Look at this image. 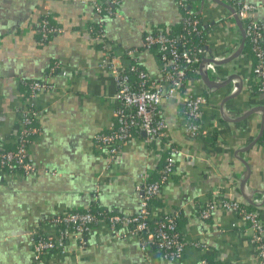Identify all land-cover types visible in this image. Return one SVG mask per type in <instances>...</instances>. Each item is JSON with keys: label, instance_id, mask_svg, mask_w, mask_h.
I'll return each mask as SVG.
<instances>
[{"label": "crops", "instance_id": "1", "mask_svg": "<svg viewBox=\"0 0 264 264\" xmlns=\"http://www.w3.org/2000/svg\"><path fill=\"white\" fill-rule=\"evenodd\" d=\"M95 1L107 4L110 0H0L3 145L14 144L19 112L27 104V83L43 80L55 64L60 67L48 78L52 88L35 101L41 133L29 152L39 173L0 176V264H172L154 251L144 252L137 239L110 242L105 224L87 236L82 250L71 239L70 254L49 253L37 262L31 248L35 234H57L50 222L56 215L91 207L124 216L136 214L141 199L135 186L143 174L156 178L167 143L178 151L176 167L162 188L154 215L181 213L179 228L188 244L182 260L175 264H199L205 256L214 264H260L254 232L237 214L217 209L209 220L199 216L201 206L212 200L246 201L241 194L245 170L249 171V185L264 192V120L253 112L260 100L249 89L254 68V58L246 55L249 50L217 63V75L195 77L187 86L208 99L206 136L198 141L186 137L177 123L180 105L165 100L166 141L149 143L144 134L136 136L123 147L117 162H111L96 136L115 126L117 87L111 73L100 67L103 44L91 32L98 18ZM118 1L115 15L104 18V35L112 46L114 63L136 61L150 78L159 80L162 65L158 53L143 50L141 40L158 31L179 33L183 11L176 0ZM233 1L255 5L253 17L264 29V0H189L215 56L228 55L243 43L241 26L230 15L228 4ZM46 16L64 32L42 43L37 30ZM132 50H137L134 58L128 56ZM234 76L243 81L236 94H232ZM222 106L236 119H224ZM261 210L264 212V206ZM191 243L205 245L207 250Z\"/></svg>", "mask_w": 264, "mask_h": 264}, {"label": "built area", "instance_id": "2", "mask_svg": "<svg viewBox=\"0 0 264 264\" xmlns=\"http://www.w3.org/2000/svg\"><path fill=\"white\" fill-rule=\"evenodd\" d=\"M176 1L179 7L188 5L190 14L183 19L182 34L158 31L146 34L141 40L143 50L155 49L158 53L162 65L159 80L150 78L136 61L125 65L114 63L112 46L104 35V18L115 15V8L120 5V1L110 0L107 4L99 1L93 3L98 17L97 36L103 44L104 51L100 67L111 73L117 87L115 126L108 132L96 136L97 143L105 148L111 162H117L123 147L136 136L144 134L149 143L166 141L169 124L163 112L165 100H174L180 105L177 123L186 137L198 141L206 136L204 117L208 99L203 93L188 90L187 86L195 77H207L209 73L217 75V63L234 57L241 48L246 51L247 47H250L246 55L254 58L253 73L248 84L252 96L260 100L257 101L259 103L254 110L264 120V29L253 17L257 7L245 1H233L228 4L231 17H234L241 26L245 43H240L238 49L228 55L219 57L212 54L206 38L203 40L201 18L194 9L189 8V3H186L188 0ZM46 17L50 18V16ZM37 32L41 42L47 43L52 37L62 34L64 30L53 25L50 19L46 18L39 23ZM136 51H129L128 56L134 58ZM59 70V65L55 64L43 80L27 83L29 89L27 104L19 112L20 129L14 136L16 148L7 150L0 140V176L15 172L25 176L39 173L29 152L32 137H37L41 133L40 127L36 126L40 110L35 101L40 93L52 88L48 78L57 74ZM63 75H67L65 70ZM220 81L217 78L216 84L219 85ZM231 83L232 94H236L243 86L239 76H234ZM221 115L229 121L236 119V115L224 106L221 107ZM166 148L167 163L163 170L158 171L159 179L153 181L143 174L135 186L141 199L136 214L132 216L114 214L107 217L89 208L53 216L50 222L57 229V234L37 233L31 239L35 261L42 262L44 256L49 253L70 254L71 239L76 242L78 249L82 250L87 245V236L102 224H105L109 230L110 242L137 239L144 252L154 251L162 260L172 264L181 261L188 242L177 228L180 212L175 211L159 217L154 215V201L160 197L162 188L170 181L175 169V156L178 153L169 143L166 144ZM52 175L57 174L53 172ZM248 181L249 171L245 170L242 176L241 194L246 201L224 198L212 200L201 206L199 216L202 220H209L217 209L237 214L243 225L253 230L255 254L260 264H264V212L261 210L264 206V192L253 189ZM153 224H155L154 228ZM191 244L207 250V247L200 243ZM199 264L209 263L202 259Z\"/></svg>", "mask_w": 264, "mask_h": 264}, {"label": "trees", "instance_id": "3", "mask_svg": "<svg viewBox=\"0 0 264 264\" xmlns=\"http://www.w3.org/2000/svg\"><path fill=\"white\" fill-rule=\"evenodd\" d=\"M186 3H189V0L186 2ZM180 9L183 11V15H184V18L185 17H187V16H189L190 14H189V10H188V5L186 6V7H180ZM50 19L49 17H43V19ZM50 22L52 23V21L50 20ZM53 24V23H52ZM54 25V24H53ZM91 32H93V34H98V27H97V25H93L92 27H91ZM182 32H183V21H182V24H181V30H180V32L179 33H172V34H175V35H181L182 34ZM204 38H205V31H204V29H203V40H204ZM249 48L250 47H247V49H246V51H248L249 50ZM152 51H156L155 49L154 50H152ZM28 91H29V89H28ZM27 95H28V92H27ZM36 126H38L39 127V125H38V123L36 124ZM19 129H20V126L18 125L17 127H16V131H19ZM36 137H32V142L34 141V139H35ZM3 147L5 148V149H7V150H13V149H15L16 148V144L14 143V144H5V145H3ZM167 156H168V154H167V151H166V153H165V159H164V161H163V163H162V165H161V167H160V171L161 170H163L164 168H165V165H166V158H167ZM175 167H176V163H175ZM16 173V172H15ZM17 173H20V172H17ZM21 174V173H20ZM159 174H157L156 175V178L155 179H151V180H153V181H155V180H158L159 179ZM157 203V200H155L154 201V204H156ZM92 211H95V212H97V213H102L103 214V216H111V215H114V214H118V213H114V212H109V211H106V210H103V209H98L97 207H91L90 208ZM80 211V210H79ZM180 218H181V213H180V216H179V218L177 219V228H178V230L180 231V228H179V220H180ZM153 226V228L155 227V224H153L152 225ZM181 232V231H180ZM203 259H205L209 264H214V262H212V259L209 257V256H205V258H203Z\"/></svg>", "mask_w": 264, "mask_h": 264}, {"label": "water", "instance_id": "4", "mask_svg": "<svg viewBox=\"0 0 264 264\" xmlns=\"http://www.w3.org/2000/svg\"><path fill=\"white\" fill-rule=\"evenodd\" d=\"M223 5H224L225 7H227V5H225L224 3H223ZM231 11L233 12L232 9H231ZM242 33H243V31H242ZM243 43H245V37H244V34H243ZM242 53H243V48L240 49V51L238 52V55H237V56L241 55ZM253 112H255V111H253ZM263 133H264V130H263ZM263 133H262V134H263ZM252 146H253V145H251L250 147H248L247 150H249L250 148H252ZM247 150H246V151H247ZM249 203H251V202H249Z\"/></svg>", "mask_w": 264, "mask_h": 264}, {"label": "rangeland", "instance_id": "5", "mask_svg": "<svg viewBox=\"0 0 264 264\" xmlns=\"http://www.w3.org/2000/svg\"><path fill=\"white\" fill-rule=\"evenodd\" d=\"M35 260V259H34Z\"/></svg>", "mask_w": 264, "mask_h": 264}]
</instances>
